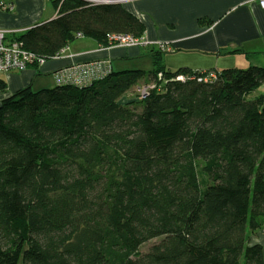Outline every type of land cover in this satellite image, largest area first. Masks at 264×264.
<instances>
[{
  "label": "trees",
  "instance_id": "16d2710c",
  "mask_svg": "<svg viewBox=\"0 0 264 264\" xmlns=\"http://www.w3.org/2000/svg\"><path fill=\"white\" fill-rule=\"evenodd\" d=\"M53 3L57 17L18 37L41 59L79 36H145L121 3ZM152 52L150 71L2 101L0 264H264L251 240L264 231V67L168 70Z\"/></svg>",
  "mask_w": 264,
  "mask_h": 264
},
{
  "label": "crops",
  "instance_id": "0c3cea01",
  "mask_svg": "<svg viewBox=\"0 0 264 264\" xmlns=\"http://www.w3.org/2000/svg\"><path fill=\"white\" fill-rule=\"evenodd\" d=\"M112 1H118L143 21L147 41L168 44L166 49H159L168 70L188 67L194 71H222L246 68L264 58V8L258 0ZM57 16L53 0H0V29L6 31L7 40ZM153 47L158 50L156 46H104L93 38L79 36L59 57L39 67L1 72L7 88L0 91V105L23 88L39 90L57 85V73L78 63L101 60L112 71H150ZM48 76L53 79L47 80ZM259 233L252 235V243L264 245L256 238Z\"/></svg>",
  "mask_w": 264,
  "mask_h": 264
},
{
  "label": "built area",
  "instance_id": "2783aa9c",
  "mask_svg": "<svg viewBox=\"0 0 264 264\" xmlns=\"http://www.w3.org/2000/svg\"><path fill=\"white\" fill-rule=\"evenodd\" d=\"M258 2L260 6L264 8V0H258ZM1 5H4V3H1ZM111 40L115 42L114 44L125 47L156 46L158 49L164 50L168 45L167 43L147 41L145 38L139 39L133 36L126 35L115 36ZM62 51H64V49ZM45 61L46 60L39 58V56L35 53L25 49L18 37L7 40L6 31L0 29V72H9L12 70L23 71L35 63L41 65L44 64ZM91 64L78 63L73 67L62 69L57 73L56 78L59 82L65 81L78 85H84L94 80L103 78L108 74L107 72L103 73V71L100 72L99 70V72L95 71L94 69L90 68L92 66ZM103 68L105 69V71H108V68L105 65H103ZM158 76L161 77V74ZM213 76L215 75L211 74V77ZM189 78L184 75H179L176 79L186 81ZM152 87L153 86L151 85H145L144 87L140 88L139 91L144 97L148 94L149 89H151Z\"/></svg>",
  "mask_w": 264,
  "mask_h": 264
},
{
  "label": "rangeland",
  "instance_id": "374dc122",
  "mask_svg": "<svg viewBox=\"0 0 264 264\" xmlns=\"http://www.w3.org/2000/svg\"><path fill=\"white\" fill-rule=\"evenodd\" d=\"M117 44H113V45H111V46H116ZM57 57H59V56H57ZM56 58V57H55ZM257 59H258V57H256ZM260 59H264V58H260ZM259 60V59H258ZM257 61L258 63H256V61H255V63H253V65H257V66H261V67H264V60L263 61ZM92 63V64H91ZM83 64H91L92 66L90 67V68H92V69H94L95 71H100V72H102L103 71V73L104 72H107V73H109L110 71H112V68H110V66L109 65H107V63L105 62V61H101V60H98V61H94V62H88V63H83ZM34 65V64H33ZM33 65H31V66H33ZM75 65H77V64H74V65H72V66H70V67H73V66H75ZM103 65H105L107 68H108V71H105V69L103 68ZM35 66V65H34ZM70 67H67V68H70ZM67 68H64V69H67ZM111 69V70H110ZM98 71V72H99ZM97 72V73H98ZM161 73H159L158 75H160ZM0 75H1V72H0ZM55 75H56V73H55ZM162 75V74H161ZM94 77V76H93ZM159 77V76H158ZM162 77L163 76H161V77H159V78H157V79H155L154 81H149V85L151 84L152 86H156V84L158 83L159 85H160V82H159V80H161L162 79ZM190 77L191 78H189V79H192L193 77H192V75H190ZM49 79H53L51 76H48V78H47V80H49ZM95 79H97V78H95ZM146 82H147V80H145ZM57 82L58 83H64L65 81H62V82H59L58 80H57ZM144 81L140 84V85H143L142 87H144L145 85H144ZM148 84H146V85H148ZM261 91H263L264 92V86L258 91V93H260ZM132 93H135V88L131 91V94ZM256 238H258L259 240H261V241H263V243H264V231L262 232L261 231V233H259L258 235H256ZM157 240H153V241H149L148 243H146V244H144L141 248H140V251L141 252H146L147 250H149V248L156 242ZM20 264H23L22 263V261L20 262Z\"/></svg>",
  "mask_w": 264,
  "mask_h": 264
},
{
  "label": "water",
  "instance_id": "95a60500",
  "mask_svg": "<svg viewBox=\"0 0 264 264\" xmlns=\"http://www.w3.org/2000/svg\"><path fill=\"white\" fill-rule=\"evenodd\" d=\"M87 1H90L92 3H96V4H103V3H115L116 1H112V0H109V1H103V0H87ZM118 2V1H117Z\"/></svg>",
  "mask_w": 264,
  "mask_h": 264
}]
</instances>
